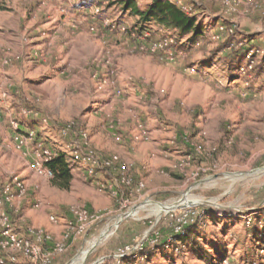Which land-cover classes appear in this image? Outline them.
I'll use <instances>...</instances> for the list:
<instances>
[{"label": "rangeland", "instance_id": "obj_1", "mask_svg": "<svg viewBox=\"0 0 264 264\" xmlns=\"http://www.w3.org/2000/svg\"><path fill=\"white\" fill-rule=\"evenodd\" d=\"M213 1L202 0L196 9L197 19L211 29L207 37L190 46L183 45L188 36L178 34L182 43H170L172 54L165 56V50H154L155 43L171 33L156 26L149 38L132 33L141 18L125 9L122 0H0V190L18 176L25 193L6 206L14 228L21 222L50 236L47 243H37L42 250L32 264H260L259 258L264 259V80L252 85L254 75L233 71L232 76L223 65L229 51L216 50L224 33L217 40L218 27H211ZM150 2L136 0L141 8ZM219 2L224 18H233L239 31L251 32L253 38L254 30H260L264 40V0H242L240 6ZM97 10L103 11L95 18ZM245 40L242 46L233 39L234 46H242L241 55L247 46L264 48V42ZM193 63L203 70L189 72ZM138 88L143 93L139 99ZM133 96L144 101L143 109L128 103ZM68 123L87 135L98 162L117 156L115 168L101 166L95 177L86 176L61 133ZM151 130L166 133L152 156L172 163L155 177L138 168L134 158L127 163L120 153L108 156L101 150L106 144L128 151L129 146H152L158 133ZM114 133L123 138L116 140ZM45 150L68 154L75 178L69 189L53 187V175L41 169L42 163L39 167ZM19 152L37 174V199L29 207H48V228L17 216L31 192L13 167ZM120 166L130 180L116 183L115 195L106 182L121 175ZM81 210L90 217L78 220ZM192 224H199L197 232L210 251L207 258H195L188 248H162ZM84 250L88 252L80 260ZM2 256L28 260L0 248Z\"/></svg>", "mask_w": 264, "mask_h": 264}, {"label": "built area", "instance_id": "obj_2", "mask_svg": "<svg viewBox=\"0 0 264 264\" xmlns=\"http://www.w3.org/2000/svg\"><path fill=\"white\" fill-rule=\"evenodd\" d=\"M174 4H176L182 11H184L186 14L189 16H194L197 17V10L200 4L202 3L201 1L195 0L193 3H188L184 0H171ZM234 3L238 4L239 6L242 3V0H231ZM81 2V1H80ZM225 4L229 5V0ZM196 5V6H195ZM74 6H77V8H87L86 4L82 3H76ZM103 11V10H102ZM102 11L97 10L95 13L94 17H100L102 15ZM99 19V18H98ZM119 23V22H118ZM230 25L227 26L225 23H220L218 25V33L215 38L217 40H221V36L225 32H234L235 29H238L237 24L233 21H229ZM115 25V24H113ZM120 25V23L118 24ZM134 26V25H133ZM154 26L156 25H151L150 28L146 31L143 32L142 35L145 34V36H149V33L151 30H154ZM158 27V31H163V28ZM132 28V27H131ZM132 33H135L133 30ZM149 38V37H148ZM175 44L178 43L176 36L170 35L166 36L162 40H160L158 43H155L154 50H165L163 54L165 56L168 55V53L171 55L172 53V47H167L169 44ZM169 50V51H167ZM171 51V52H170ZM245 52L243 55L245 56V63L240 64L238 66V73L240 75H251L252 70L254 66L256 65L257 59L264 57V48H260L257 46H247L243 49ZM242 53V49L240 51ZM264 66V65H263ZM198 64L193 63L192 65L188 66V71L191 73H197L202 71ZM246 83H250V79L246 80ZM249 85V84H248ZM139 123V122H138ZM140 129L143 128V125L139 123ZM143 132H146L145 130ZM61 133L64 136V138L68 139L67 146L71 148L72 154L75 157L74 162H78L81 166H84V172L86 176H96L97 175V168L99 167H106V169H114L115 164L118 162V157L115 156L112 160H105V161H99L98 158H96V154L94 153L95 151L92 149L91 145L89 144V139L85 133H80L78 134L74 123H68L64 126L61 127ZM29 137L34 138L36 137V130L31 129L28 131ZM116 140L120 141L123 136L119 135L118 133H114ZM17 140L20 139L19 136L16 137ZM201 152L200 150H198ZM56 153L51 152L50 150H45L44 153L41 152L39 156L41 157V162L39 167H42L41 169L45 170V172H48L50 176H52L51 170L48 169V167L45 165L46 162L51 160L53 157H55ZM42 163V165H41ZM120 173L121 175L117 177H110V180H107L106 186L110 187L109 189L117 195L118 192V184L116 183H124V182H129L127 180V176L124 174L125 166H120ZM99 186L104 187L105 184H100L98 182ZM142 186V185H141ZM141 187L138 188V190ZM25 193V186L24 183L21 181V179L14 175L11 178V181L7 184H4L2 189L0 190V248L5 251H11L15 254H22L25 256L28 260L26 261H19L17 262L15 257L10 258L13 262H16V264H32L35 263L37 258L41 254V243L40 245L37 244L39 241H44L48 242L50 239L49 235L44 234L40 230H35L34 228L30 226L25 227L26 231V236L23 234H20L16 228H14V223L12 222L13 219L8 216L6 212V206L10 205L13 199L15 198L16 194L23 195ZM119 193V192H118ZM90 217L88 214L87 210H81L78 212V220H84L87 217ZM93 217V216H91ZM248 223L251 221V218H248ZM41 239V240H40ZM43 243V242H42ZM261 251H264V248H261ZM61 250V248H60ZM50 253H46L45 255L48 256ZM264 261V259H262ZM6 262L5 258L2 256L0 257V263L4 264Z\"/></svg>", "mask_w": 264, "mask_h": 264}, {"label": "trees", "instance_id": "obj_3", "mask_svg": "<svg viewBox=\"0 0 264 264\" xmlns=\"http://www.w3.org/2000/svg\"><path fill=\"white\" fill-rule=\"evenodd\" d=\"M122 5L125 9L130 10L133 14L141 18V24H135L132 27V30L138 33V35H142L144 31L151 29V25H156L163 28L165 32H169L171 35L176 36L178 42H181V36L178 34L187 35L188 40L185 41L183 45L190 44V46H192L200 38H206L207 33L211 30L210 27L203 23L201 24L197 17L186 14L171 0H151L146 8L138 6L136 0H122ZM223 23L227 26L230 25L227 20H223ZM233 39H237L239 42L242 41L240 44L242 46L247 42L245 40L246 37L242 36V32H240L239 29H235L232 33H224L223 40L216 50L219 52L222 50L229 51L224 54L222 62L228 67L229 71L236 72L238 71V66L245 63V56L243 54H238L242 46L241 48L234 46ZM263 65L264 57L258 58L251 75H254L255 78L262 77L264 75ZM46 165L53 175L51 179L52 184L61 189H69L74 175L68 154L59 150L55 157L48 161ZM198 225L199 224H192L191 226H187L182 231L178 232V234H175V238L170 243L164 244L165 246L163 245L162 248H172L174 251H184L188 248L195 258L201 260L207 258L210 251L207 249L204 242H202L197 232ZM260 235L264 238L263 232H260ZM148 256L149 254H145L143 258L146 259ZM223 257H225V255ZM262 259V257L259 258L260 264H264Z\"/></svg>", "mask_w": 264, "mask_h": 264}, {"label": "crops", "instance_id": "obj_4", "mask_svg": "<svg viewBox=\"0 0 264 264\" xmlns=\"http://www.w3.org/2000/svg\"><path fill=\"white\" fill-rule=\"evenodd\" d=\"M216 1L219 2V0H214L212 2V4L215 3L216 5H214V4L212 5L211 4V6H210L211 7L210 10L212 11L211 16H212V19H213V25H215V26L211 25L212 29H215L216 27H218V25L220 23H222L223 20L235 21L233 18H231V19L224 18V14H222L221 10H219L221 7L218 6V4L216 3ZM242 14H243L242 11L239 10V18H241V19L243 18L242 17ZM240 31L242 32V36L243 37H246V39H249L250 40L249 41L250 43H253V44H256L257 45L258 42H261V43L264 42V40H262V39L260 40V37H262L261 34H258V33L261 32L260 30H256V29L254 30L256 32V34L253 32V34H255L253 36V38H251V36H250L251 35V32H248V31L243 30V29L242 30L240 29ZM238 54L241 55L240 53H238ZM223 65H225V64L223 63ZM224 70H226V69L224 68ZM224 70H223V73H225ZM211 71H213V68H212ZM229 73L232 76L235 74L232 71H229ZM259 79L261 81L264 80L263 78H259V77L255 78L254 77V79L252 80V85L256 81H258ZM262 88L264 89L263 86H262ZM131 90L132 89H130V91ZM138 90H139V92L141 91L140 88H138ZM105 95L106 94H103L102 97H104ZM142 95H143V93L140 92V95L138 94V99ZM108 97L109 98H107L106 101H109V100L112 99L111 94ZM102 99H104V98H102ZM138 99H136L134 96L132 98L130 97L129 100H128L129 101L128 103H135L136 102L138 104V107H140V109H143L142 108V105H143V107H145L144 106V101H142V103H140V101ZM209 105H211V104H209ZM212 113H214V109L206 111V116L207 117L212 116ZM217 115H218V113H217ZM223 115L224 114H222L221 117ZM194 116L195 117L197 116L196 118L199 119L202 115H196V114H194ZM153 128L155 129V127H153ZM225 129H226V127L223 125L222 128L220 129L219 134H218V140L220 142V146L223 144V140L225 138L224 137L225 136V132H226ZM151 131L158 133V134H156L157 135L156 138H155L156 141L153 142V144H151L152 146H147V145H144V144H142V146L141 145L138 146L137 148H135V147L132 148V147L129 146L130 150L128 151V150L124 149L123 147H119L117 145H116L117 147L114 148L112 146L111 147L110 146H107V144H106V148H102L101 150H103L105 152L104 155H108V156L111 155V154H113V153H120L121 156H122V160L123 161H126L127 163L130 162V160L134 158V164H136V166L138 168L139 167H142L146 172H149L150 174H153V176L155 177V175H157V173H159L160 171L163 172L164 170H166L167 169L166 168L167 166L168 167H171V164L172 163L170 164L169 163L170 161H168L167 159L165 160L162 157H159V156L158 157H153L152 156V151H157L156 148L159 149L158 146H159V143L161 141V139L159 140V138L164 137L166 133L163 132V131L161 132V131H156V130H151ZM129 133H131V132H129ZM200 135H201V132L199 131V132H197L196 137H199ZM97 148H98V145H97ZM141 151H144V152H141ZM222 152H225V150H223ZM159 154L162 155V154H165V153L164 152H159ZM166 154H168V153H166ZM170 155H172V153H169L168 156H167V158ZM139 159H141V160H139ZM15 160L16 161L13 162L14 169L18 173H20L21 177L23 179H25V181L28 183L29 186L31 185V192H32V193L30 192L27 195L28 197L26 196L24 198V200L19 204L20 213L17 216L19 217V219H22L24 223L26 222L27 224L32 225L34 227H44V228L47 227L48 228L49 223L47 222L48 221V217H47V212H46V209L48 210V207H45V206H42V205L40 207H29V205H30V202L29 201H31V203H32V202H34L37 199L36 198L37 195L36 194H33L34 189L36 187H38V184H34L35 177H37V174L34 172L33 168L30 166L29 160L25 159L21 155V153L19 154V156ZM171 160H172V162H174L176 160V158H173V159L171 158ZM131 164H133V163H131ZM4 171L6 173H8L10 170H8V168H6ZM2 176H3V174H2ZM73 180H75V178ZM51 184H52V182H51ZM53 187H55V186L53 185ZM45 202H46L47 206L51 205V203H52L51 198L49 196H47V199H46ZM93 205L95 206L97 204H93ZM24 225L25 224L21 225V222L20 223L18 222L17 231L20 234H25L26 233ZM4 258L6 260V263L5 264H14L13 261L10 259V257L6 256ZM17 262H19V261H17Z\"/></svg>", "mask_w": 264, "mask_h": 264}, {"label": "bare ground", "instance_id": "obj_5", "mask_svg": "<svg viewBox=\"0 0 264 264\" xmlns=\"http://www.w3.org/2000/svg\"><path fill=\"white\" fill-rule=\"evenodd\" d=\"M168 207H170V206H166V205H162V206H161L162 209H164V208H168ZM133 213H134V210H132V211L129 212L128 214H129V215H132ZM112 226H113V225H112ZM110 232H111V231H110ZM87 252H88L87 250H84V251L82 252L81 257H79V259H80V260H83V258L85 257V254H87Z\"/></svg>", "mask_w": 264, "mask_h": 264}]
</instances>
